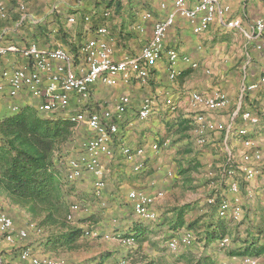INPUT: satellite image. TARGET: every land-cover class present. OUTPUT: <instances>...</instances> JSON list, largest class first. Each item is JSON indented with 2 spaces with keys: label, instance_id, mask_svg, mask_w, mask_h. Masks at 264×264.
<instances>
[{
  "label": "crops",
  "instance_id": "0c3cea01",
  "mask_svg": "<svg viewBox=\"0 0 264 264\" xmlns=\"http://www.w3.org/2000/svg\"><path fill=\"white\" fill-rule=\"evenodd\" d=\"M3 1L14 11H18L19 4L26 3L31 13L25 14V20L27 24H31L33 31H37L38 23L44 19L47 33L34 32L37 38L43 37L44 46H63L70 50V41L80 42L79 49L97 34L99 27L106 26L108 34L104 38L109 41L116 60L125 55L139 54L152 38L155 23L170 11L164 8L174 6L173 0ZM188 1L194 4L199 0ZM224 1L230 6V16L241 18L247 30H251V23L255 18L264 15V0ZM164 4L166 7H163ZM39 8L45 9V15H35ZM71 16L75 18L72 22L69 20ZM22 20L21 18L20 21ZM18 23L20 22L17 21ZM260 42L262 49L258 50L255 42L249 40L242 30L225 28L218 21L208 30L195 33L189 21L177 15L175 24L167 31L163 55L153 64L149 78L144 80L131 74L127 81L120 75L117 83L106 86L105 90L98 91L103 85L101 83L94 85L91 98H95L96 94L109 92L111 109H114L122 95L131 97L123 119L115 120L119 124V132L111 143L114 154L100 155L106 169V185L100 193L95 192L94 197L105 206L104 221L109 224L105 228L100 226L103 222L91 226L89 249L95 250L97 264H110L120 259L127 260V264L193 263L196 260L190 253L191 248L201 251L208 261L233 264V260L241 255L238 251L254 247L246 239L254 236L258 247L263 244L264 234L256 228L260 218L264 216V157L262 160L246 159L245 155L257 149L264 151V118L260 123L253 124L242 120L240 114L239 119L233 122L241 101L235 97V77L225 74L233 62L222 49L227 44L230 48H237L239 56L243 57L241 64L237 66L239 72H246L247 68L258 70L259 61L264 57V35ZM170 48L190 56L198 66L192 67L180 59L177 63L180 74L175 80L171 79L167 57V50ZM26 63L16 55L1 56L0 70ZM209 72L213 75H207ZM229 82L233 84L229 86ZM220 86L222 90L225 88L229 97L228 106L224 110H208L191 98L195 91L210 94L220 89ZM147 96L153 99V114L148 119H140L138 111L142 100ZM37 102L38 99L28 91H23L17 97L5 95L0 99V119L13 113V104H17L19 108L26 105L36 107ZM78 102V96L73 95L72 105ZM199 114L206 116L204 123L196 119ZM203 125L204 132L201 133ZM243 127L249 130L253 146L246 145L239 135L238 131ZM201 136L206 138L204 144L198 141ZM155 143L161 146L155 147ZM125 145L133 149L142 148L143 153L129 160L122 152ZM140 162L144 164L143 167L136 169ZM247 165L259 170L256 177H247L244 170ZM229 166L233 168V174L226 172ZM60 171L64 177L63 165ZM233 182L239 185L237 192L231 189ZM69 183L72 184L74 195L80 194L85 198L92 196L89 192L92 188L95 189L93 177L89 173ZM134 189L155 197L151 205L157 215L155 219H145L135 213L129 198V192ZM211 197H214L215 202H209ZM1 198L10 202L8 209L0 207L16 223L18 213L26 215L28 208L11 202V198L0 189V200ZM236 198L241 204L242 214L235 217L229 212L226 216H220L221 200L234 201ZM83 213L86 212L79 214ZM19 218L20 224L17 225L23 226L24 218ZM85 224V221L79 222L78 226L84 227ZM64 230L66 232L68 227ZM107 233L110 234L109 238L105 237ZM185 233L192 234L193 243L171 248L169 242L179 239ZM68 234L57 238L56 242L57 249H64L66 253L43 249L39 244L47 243L49 239L34 229L29 234V247L34 255L53 257L62 264H93L91 261L95 258L87 259L89 255L84 252L76 253V248L73 247L81 235L73 238ZM128 235L135 236V242L130 246L120 239L121 236ZM224 236H228L230 241L221 245L220 240ZM0 242L5 247L12 246L11 250L13 246H17L5 243L1 237ZM22 242L24 243L21 244ZM17 243L24 248L28 241ZM219 245L225 246L224 249ZM21 250L16 251L15 263L19 260ZM245 257H253L258 262L257 257L246 255L242 257L244 263Z\"/></svg>",
  "mask_w": 264,
  "mask_h": 264
},
{
  "label": "built area",
  "instance_id": "2783aa9c",
  "mask_svg": "<svg viewBox=\"0 0 264 264\" xmlns=\"http://www.w3.org/2000/svg\"><path fill=\"white\" fill-rule=\"evenodd\" d=\"M173 3L174 10L169 11L164 18L155 23L153 36L142 51L136 55H125L119 60L113 57V49L109 41L104 38V35L108 34L106 26L99 27L97 34L82 44L76 54L63 46L41 47L36 43L21 45L14 41H6L4 36L8 28L0 33V56L16 55L27 62L24 65L4 67L0 70V99L5 95L17 97L23 91H28L38 99L36 106L38 110L47 113H66L68 119L77 125H85L89 131L88 137L82 142V151L76 156H69L66 157L65 161H61L66 181L74 182L82 178L85 173H89L93 177L96 193H100L105 187L106 169L100 155L102 153L107 156L114 154L111 143L119 132V124L115 120L123 119L131 102V97L122 95L114 109L109 108L108 105L101 111L87 109L86 103L91 99L93 87L97 83L105 86L114 85L120 75L127 81L131 74L144 80L149 78L153 64L163 55L167 31L175 24L177 15L186 18L195 33L208 30L215 21H218L225 28L242 30L249 40L255 42L257 49L262 48L260 41L264 35V15L255 18L251 30H247L241 18L230 16V6L224 0H199L194 4H190L188 0H173ZM163 7L166 5L164 4ZM19 8L25 11L26 3L19 4ZM10 14L11 9L7 2L0 0V21L7 20ZM24 18L25 14L22 15V19ZM69 20L72 22L75 18L71 16ZM167 57L171 79H175L180 74V70L177 68L180 59L192 67L198 66V63L193 61L190 56L180 54L175 48L167 50ZM259 67L261 70L260 77L249 85V89L256 88L259 84L264 85V57L260 59ZM73 95L78 96V103L81 105L75 111L70 109ZM191 98L194 102L204 105L211 111L224 110L229 103V97L222 89L211 94L195 91L191 94ZM11 108L13 111H17L19 106L13 104ZM261 108L264 110V100ZM153 110V99L147 96L142 100L138 116L140 119H148L153 114ZM241 115L244 120L253 124H258L261 121L259 112L245 110ZM196 119L204 123L206 116L199 114ZM204 128V125L200 128L201 133L204 132ZM238 133L246 145L253 146V140L249 137V130L246 127L239 129ZM198 141L204 144L206 138L201 136ZM163 144L166 145L167 143ZM160 146L159 143H155V147ZM122 152L127 159L131 160L137 154L143 153V149H133L125 145L122 147ZM263 157L264 151L260 149L245 155L246 159L262 160ZM143 165L140 162L135 168L140 169ZM244 170L250 179L259 173L258 169L248 165L245 166ZM226 172L233 174L234 171L229 166ZM231 189L237 192L239 190L238 183L233 182ZM129 198L137 215L151 220L157 217L151 208L155 199L154 196L134 189L129 192ZM235 200H221L219 215L226 216L231 212L233 216L239 217L242 214V207L238 202L239 199L236 198ZM209 202H215L214 197H211ZM79 209L80 205L73 203L67 216L68 220L72 221ZM33 229L41 231L42 228L32 220H28L23 226H18L13 217L0 207V237L5 243L12 245L18 241H23L29 237L30 231ZM105 237L109 238L110 234H105ZM120 239L129 246L135 242L134 235L121 236ZM193 240L194 237L191 233H185L179 239H172L169 245L176 249L179 244L191 245ZM229 241L230 238L224 236L220 240V244L226 245ZM244 261L247 264L257 263L253 257H245ZM15 264H62V262L53 257L34 255L32 249L25 246L20 251L19 260ZM110 264H127V260L120 259Z\"/></svg>",
  "mask_w": 264,
  "mask_h": 264
},
{
  "label": "rangeland",
  "instance_id": "374dc122",
  "mask_svg": "<svg viewBox=\"0 0 264 264\" xmlns=\"http://www.w3.org/2000/svg\"><path fill=\"white\" fill-rule=\"evenodd\" d=\"M164 9L168 11L169 10L173 11L174 6H172L169 9L168 7ZM13 10L14 9L11 8V14L7 20L0 22V25H1L0 33L2 32L4 28H8L7 33L4 36V39L6 41H14L18 44H21L23 40L22 38L23 30H20L18 28L19 25L15 23V21L16 19H18L17 16H21L23 14L28 15L31 13V11L28 10L27 5H26L25 11H23L20 8L18 9V11H13ZM35 15L39 17L45 15V9L44 8L37 9V11L35 12ZM4 25H6V27H4ZM251 26H252V23H251ZM80 44H81L80 42L70 43L69 44L70 50L71 48H73L74 45L76 46L78 45L77 47H79ZM222 49L224 50L226 54H228V57L233 62V64L230 65L231 67L229 66L230 69L225 74H231L232 76L235 77V87H236L235 97H236V100L241 101L240 108L237 109L236 116L234 118L235 120L233 122H236L239 119L238 117L240 116V114L245 110H252L255 112H259L261 115V119L264 118V111L261 108L262 99L264 97V86L259 84L256 88L249 89V85L253 81H256L257 79H259L260 74H261L260 67H258V70L257 69L250 70L247 68L245 69L246 72H244L243 70L239 72V69L237 66L241 64L243 57L239 56L237 48L235 49L230 48L229 45L227 44V45H223ZM261 49H258V50H261ZM207 75H213V73L209 72ZM232 84L233 82H229V86H231ZM104 86L105 85H102V87L99 88L98 91L101 89L105 90L106 86L105 87ZM220 89H222L221 86H220ZM223 89L224 91H226L225 88ZM108 105H109V92H107L106 94L105 93L96 94L95 98H91V100L88 101V104L86 106H87V109L100 110L102 108L107 107ZM80 107L81 105L80 103H78V104H73L70 107V109L71 111H75L77 108H80ZM34 108L37 110L36 112L40 113L44 117L54 118V119L56 118L66 119L67 118V114L63 112H60V113L48 112L47 114V112H42L38 110L36 107ZM241 119L244 120L243 117H241ZM66 133H67V136L59 139L53 148L52 159L54 161V165L58 167L59 169L62 166L61 161H65L66 157L76 156L82 151V146H81L82 142L84 141L85 138L88 137L89 131L85 125H82V124L77 125L73 122L72 124H69L68 130ZM72 154H75V155H72ZM59 177L60 179H59L58 197L60 198L59 209L62 213V217H60L59 221L54 222V223H51V222L46 223L44 222L43 214L34 216L29 210L25 212L26 215L22 216L20 213H18L17 216L19 217L21 216L24 218L22 219L24 224L28 220H33V221H36L42 227V230L39 231V233L44 234V237L46 239H49V242H52L49 245H48L49 242L44 243V244L43 243L39 244L40 246L42 245V248L46 250L66 253L67 251H65L64 249H57V245H56V242L58 240L57 238H61V237H64L65 235H69L68 233H70L71 231H74L75 233L77 232L76 235H79V236L81 235V238L76 240V242L73 245V247L76 248V253H83V252L86 253L87 255H89L87 259L93 260L95 258V260L91 261V263L97 264L96 262L98 259H96L97 255L94 252L95 250L89 249L90 248L89 235L92 232L91 226L93 224L96 225L99 222H103L102 224H100L102 228H105L109 224L107 223L108 221H104V219L106 218L105 214H103L105 210V206L102 204L101 200L99 199L95 200L94 196H96L95 194L96 190L94 188H92L91 191L89 192V194H91L92 196H89L88 198H85L84 196L80 194L74 195V193L72 192L73 190L72 184L66 181L64 177H62L61 172H60ZM11 202L15 203L12 200ZM73 203H78L80 205V209L75 213L74 219L71 221L67 219L66 215L69 212L70 205H72ZM0 205L2 206V208L7 207L8 209L10 206V202L4 198H1ZM80 212L81 213L86 212V213H83L80 215L79 214ZM19 217L16 220L18 224H20ZM84 221L86 222L84 227L78 226L79 222H84ZM65 227H68V230L66 232L64 230ZM256 230L264 234V216L260 218L258 222V227L256 228ZM262 239H263V244H261L260 247L264 246V235L262 236ZM24 241L25 243L28 241V244L26 245L31 246L30 237H28ZM246 241L249 243V245L254 246V247L252 249H250L249 247L247 249H242L238 251L237 253L241 255L238 258L233 260L234 261L233 264H247L242 261V257L246 255L255 256L258 258L257 264H264V248H260L255 244L257 240L254 236H251L249 239H246ZM23 243L24 242H22L21 244ZM21 244L16 243L17 246H13L11 250L12 246L5 247L3 246L2 242H0V264H15V261H16L15 258L17 256L16 251L23 248V245ZM219 247L221 249H224L223 247L225 246L219 245ZM10 253L12 255H10ZM190 253L191 255H193L194 260L196 261H193V263L188 262L186 264H217L215 261L206 260L205 256H203V253L196 248H191ZM99 259L101 260V256ZM218 264H222V263H218Z\"/></svg>",
  "mask_w": 264,
  "mask_h": 264
},
{
  "label": "trees",
  "instance_id": "16d2710c",
  "mask_svg": "<svg viewBox=\"0 0 264 264\" xmlns=\"http://www.w3.org/2000/svg\"><path fill=\"white\" fill-rule=\"evenodd\" d=\"M17 17L15 23L19 21L18 28L23 30L21 45L36 43L45 47L43 37L39 39L34 34L47 33L44 19L38 23L37 31H33L25 18L20 21L22 15ZM77 46L71 48L75 54ZM36 111L26 105L0 119V189L34 216L43 214L44 222L54 223L62 213L58 197L61 171L54 165L53 148L59 139L67 136L68 126L73 122L67 118L44 117ZM70 234L73 238L77 236L74 231Z\"/></svg>",
  "mask_w": 264,
  "mask_h": 264
}]
</instances>
